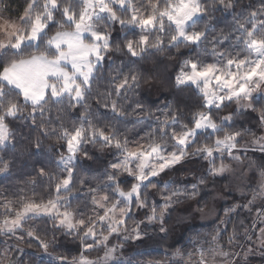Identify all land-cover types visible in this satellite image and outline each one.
<instances>
[{
    "label": "clouds",
    "instance_id": "9594fccd",
    "mask_svg": "<svg viewBox=\"0 0 264 264\" xmlns=\"http://www.w3.org/2000/svg\"><path fill=\"white\" fill-rule=\"evenodd\" d=\"M0 264H264V0H0Z\"/></svg>",
    "mask_w": 264,
    "mask_h": 264
}]
</instances>
